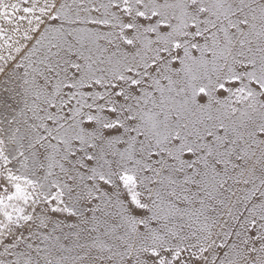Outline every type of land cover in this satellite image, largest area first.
<instances>
[{"label": "snow or ice", "instance_id": "snow-or-ice-1", "mask_svg": "<svg viewBox=\"0 0 264 264\" xmlns=\"http://www.w3.org/2000/svg\"><path fill=\"white\" fill-rule=\"evenodd\" d=\"M0 264H264V0H0Z\"/></svg>", "mask_w": 264, "mask_h": 264}]
</instances>
